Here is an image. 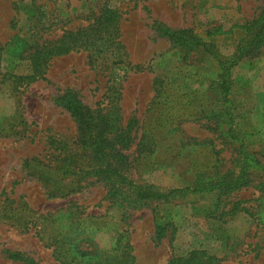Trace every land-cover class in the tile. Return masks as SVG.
<instances>
[{
  "label": "rangeland",
  "instance_id": "374dc122",
  "mask_svg": "<svg viewBox=\"0 0 264 264\" xmlns=\"http://www.w3.org/2000/svg\"><path fill=\"white\" fill-rule=\"evenodd\" d=\"M263 4L0 0V264H23L6 250L40 264H62L55 239L65 242L61 249L71 256V241L112 254L128 248L136 264H168L193 249L215 255L217 264H264L262 171H252L250 184L223 196L189 192L140 206L122 204L108 196L102 179L79 181L66 172L94 156L79 143L73 117L56 102L70 89L123 125L135 119L126 173L138 184L169 190L204 175L238 174L246 151L264 163V42L232 67L227 99L216 87L219 61L234 58L247 35L244 24L260 15ZM108 5L120 14L124 63H112L107 55L95 64L87 52L73 51L54 56L44 78L16 86L14 75L30 71L29 62L11 52L16 35L30 36L41 17L44 37L56 38L65 28L87 25ZM160 25L191 29L218 57L160 37ZM158 221L166 225L162 239L156 237Z\"/></svg>",
  "mask_w": 264,
  "mask_h": 264
},
{
  "label": "trees",
  "instance_id": "16d2710c",
  "mask_svg": "<svg viewBox=\"0 0 264 264\" xmlns=\"http://www.w3.org/2000/svg\"><path fill=\"white\" fill-rule=\"evenodd\" d=\"M120 14L110 5L105 6L87 25L65 28L56 38L44 37L45 29L41 24V17L36 18V25L28 37L16 35L11 43V52L20 60L29 62L30 71L27 74L14 75L16 86L44 78V74L54 56L67 54L73 51H85L89 54L92 63L97 64L99 58L112 56V63L121 64L126 61V51L121 40ZM51 17L50 19H52ZM243 26V25H240ZM247 35L233 59L219 61L220 73L216 79V87L222 92L224 99L228 98L231 91V69L237 65L249 52L264 42V4L260 15L252 22L244 24ZM158 34L176 45L187 49L203 47L205 51L218 57L213 47L203 39L193 34L188 28H171L164 25L158 27ZM56 102L66 109L77 125L78 141L85 149H91L94 160L85 167L78 165L66 172L77 177L79 181L89 178L102 179L108 184V196L121 200L125 205L140 206L151 200H166L183 196L187 193L217 192L220 196L227 195L235 190L250 184L251 172L259 170L264 173V163L253 153L246 151L245 161L238 174L228 172L221 176H202L193 185L186 187L159 190L151 185H142L134 181L126 172L131 162L128 150L133 146L136 120H130L126 125L111 117L104 108H92L85 104L79 95L68 89L56 97ZM229 123L231 115H226ZM114 121H117L115 123ZM229 134L240 142L241 151L245 144L243 139L233 132L230 126ZM246 150V149H245ZM54 194V193H52ZM119 200V201H120ZM122 203V204H123ZM166 225L159 222L156 225V237L165 236ZM55 253L62 264H71L80 258L82 264H136L135 257L127 249L112 254L102 252L97 246L91 250H84L80 243L69 242L74 254H66L61 248L65 242L55 239ZM9 259L23 264H40L36 259L20 251L6 250ZM80 255L81 257H78ZM87 255V256H86ZM74 256V257H73ZM86 257V258H84ZM218 257L208 255L200 249H193L184 256H176L168 264H217ZM81 264V262H80Z\"/></svg>",
  "mask_w": 264,
  "mask_h": 264
}]
</instances>
